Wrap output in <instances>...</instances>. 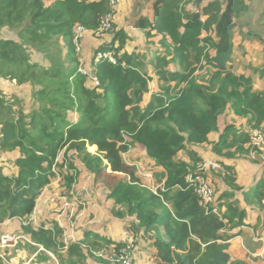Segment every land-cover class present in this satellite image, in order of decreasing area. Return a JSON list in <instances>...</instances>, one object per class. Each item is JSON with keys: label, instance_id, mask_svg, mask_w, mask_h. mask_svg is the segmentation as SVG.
Segmentation results:
<instances>
[{"label": "trees", "instance_id": "obj_1", "mask_svg": "<svg viewBox=\"0 0 264 264\" xmlns=\"http://www.w3.org/2000/svg\"><path fill=\"white\" fill-rule=\"evenodd\" d=\"M148 1L154 17L143 19L146 37H159L151 71H140L138 62L121 52L128 35L113 22V46L104 44L99 51H115L117 63L94 59L93 72L85 74L76 56L74 29L82 25L96 30L113 9L107 0H0V30L16 34L14 39L0 38V77L32 85L38 105L30 114L15 111L21 114L16 120L10 101L0 94V150L20 152L15 174L7 175L0 167V224L34 213L37 199L55 177L61 152L67 169L75 171L65 176L72 185L79 170L67 156L75 150L93 178L114 185L109 196L125 208L116 209L115 216L135 215L129 228L154 233L155 264H247L235 259L230 248L248 208L262 210L264 200L262 158L256 160L260 177L248 187L237 183L236 168V161L250 159L248 128L264 124V89H255L250 76L233 72L234 28L249 12L251 0ZM192 5L201 13H193ZM60 44L67 50V65L55 57H50L49 66L32 61L29 46ZM88 75L97 77L99 85L89 87ZM154 80L158 90L144 104ZM69 112L78 118L70 121ZM226 114L243 120H226L221 132L219 119ZM212 133L219 134L212 151L221 167L207 174L221 193L207 207L188 176L190 167L203 161L192 146L211 143ZM135 144L163 169L154 173L159 183L165 179L163 188L142 186L135 168L124 159ZM91 146L95 153L89 151ZM183 151L189 162L178 157ZM22 228L35 243L54 249L60 264H87L92 250H118L123 245L87 233L62 254L57 247L65 244L57 242L55 232L59 226Z\"/></svg>", "mask_w": 264, "mask_h": 264}, {"label": "rangeland", "instance_id": "obj_2", "mask_svg": "<svg viewBox=\"0 0 264 264\" xmlns=\"http://www.w3.org/2000/svg\"><path fill=\"white\" fill-rule=\"evenodd\" d=\"M46 1L48 3L51 2V0H46ZM136 1L137 3L139 2V4L143 7L145 12L147 11L146 1L122 0L121 2V0H118L115 6L113 22L116 24V30L123 29V31L128 35V38L126 39L125 47L121 52H126L129 55H131L133 57V60L138 62L140 71L149 72L151 71V61L155 53L156 45L152 40L146 37H145L146 43H143V41H141L140 39L132 37L131 36L132 33L126 30V24H130V22L133 21L131 17H128L129 13L132 11L131 4L135 3ZM121 3H122L121 9L124 12H125V5L127 7L126 8L127 11L124 13V15L120 11ZM118 11L120 13V16L123 18L121 21L117 18ZM138 11H140V8L138 10L134 9L133 13H137ZM145 12H141V15L144 16L145 14H149ZM136 20L137 17L135 18V21ZM132 31L134 32V29H132ZM139 31L143 32L142 29H139ZM234 34L237 43L234 52V62H233L234 74L239 75L240 72L245 74H250L253 77L252 79L254 82L255 89L257 90L264 89V79L260 78L257 70H255L256 67H260L264 65V0H251L250 10L238 20V23L234 28ZM0 38L14 39L16 38V35L14 34L13 31L9 29H2L0 30ZM113 40H114V31H111V29L108 32L102 33L100 36H96L91 31H87L86 37L80 43V50H78L76 47V56L78 57V60H80V64L82 63L80 65V69L84 70L85 67L87 70L93 71L94 65L92 58L96 50L104 44L109 45L111 43V45L113 46L112 44ZM61 44L55 47L49 46L40 49L29 46L28 51L31 55L32 61L38 62L41 65L49 66L51 64L50 57H55L58 60H62L67 65V60H69L67 57V50ZM118 45L119 42H116L114 44L115 47H117ZM150 74H152V72ZM89 78L90 76L88 75V79ZM3 80L5 81V83L0 84V94L2 93V95L8 101H10L9 104L12 105L11 114L14 113L16 120L21 114L15 111H19L20 109H23L25 114H30L32 113L33 110L38 108L37 103H35L33 99L34 89L32 85L29 84L18 85L16 84L15 81L11 82L9 80H5V79ZM87 85L91 88H94V85L93 84L91 85L88 82V80H87ZM149 89L152 93L157 91L158 83L155 80L151 81L149 83ZM146 99H147L146 101L150 99V94L146 95ZM233 116L226 114V116L223 117L224 118L228 117L226 118V120H228V122L231 123L235 122L239 124L243 120L242 118L235 119ZM77 118L78 115L76 113L69 112L68 119L70 121L76 120ZM224 121L225 120H222L221 118L219 119V125L220 126L223 125V127L221 128V132L224 130L225 127ZM252 130L254 129L248 128V133L251 134ZM258 131H260L264 135V124L262 125V128H258ZM214 137L215 136H212L213 139ZM91 147H89V151L95 153L96 148H93V146ZM192 147H197V146H192ZM200 150H201L200 153L199 151L196 152L198 153L199 156L202 157L203 160L202 165H204L206 161L207 162L214 161L215 160L214 156L217 157L214 154V152L211 151V146L208 144L203 145L200 148ZM18 156H20V152H18L17 150L15 151L0 150V167L3 169L5 174L11 175V173L13 174L16 173L15 160L17 159ZM64 156H65L64 152H61L59 158H57L56 161L58 164L56 165L55 163L56 165L54 171L55 177L53 179L55 185L53 186V188H51L52 189L51 192L57 193L56 199H59L58 198L59 196L60 197L67 196L66 199L68 200H66L65 202L76 203L75 206H71L67 210H64V207L59 210L60 215H64L67 218H69L68 225H71V223L73 222L77 223L74 224L75 225L74 231L77 233L75 237L76 240L78 241L80 238L83 239L87 233H94L95 231L101 228L105 229L106 227H108L107 224H109L110 227H112L113 229L114 220H117L119 218L115 216L114 211L116 209L125 210V208L122 205L116 204L115 199L109 196L114 185L108 186L105 184V179L96 180L95 178H93V175L87 171L84 162L74 150V151H70L67 157L69 162L74 163V165L78 168L79 171L75 177V181L72 183V185L69 186L65 176L72 173L74 174L75 171H73L72 169L70 170L67 169L66 166L67 162L65 161ZM123 156L126 162L129 163L130 165H133V168H135L134 170L136 176L139 178V182L141 183L142 186L146 187L151 191H155L156 189L159 188L158 187L159 182L157 178L154 176V173L163 171V169L162 168L159 169V167L156 165V162L151 157H149L146 152H144V147L142 145L135 144L134 146H131ZM258 156H260L261 158L263 157L262 154H257L256 159H253L250 157V153H249V157H250L249 160H242L236 163L240 167L239 181H238L240 185L242 186L249 185L250 182H252L254 177L257 175L258 170L254 171L253 170L254 167L252 165L255 164L257 166H260V163L257 162ZM210 157H213L214 159L211 160L212 158ZM216 159H218V157ZM189 160L190 159L188 158L187 160H183V161L189 162ZM262 161L264 162V158H262ZM200 164L191 166L190 170L196 171L200 166H202ZM116 177L121 178L122 175L118 174L116 175ZM164 180L165 179H163L161 182L165 183ZM217 189H216V193H217ZM62 200L63 199H59V201ZM73 208H74V214H72ZM79 214L80 215L83 214V215L77 217ZM49 220L56 223V220L51 218H44V219L42 218L41 223H47L49 222ZM122 220L119 221L120 223H118L117 226L118 228L124 226L123 228L129 230L132 234L131 240L134 245L132 252L133 255L135 256V263L150 264L149 263L150 261H155V259H153L155 257V248L153 244L155 239L153 236L154 233L152 232V234L145 235L143 229H138V231H134V229L132 230L131 228H129L131 221H135V215L132 216L126 215L124 218H122ZM254 220H256L255 217L252 218V222L250 224L251 228L253 226ZM56 226H58V224ZM56 226L54 228H56ZM63 229L64 228L59 227L55 232L57 233V237H56L57 242L59 244L60 243L65 244V247L62 248L63 250L58 247L57 249L60 250L62 254H65L67 251L66 246L74 243L75 241L73 240V238L70 239L63 238L64 235ZM58 230H60V232H58ZM150 235L152 237H150ZM110 238L114 239L115 237L113 236V234L111 235L110 233ZM239 244H240L239 240L234 241L233 246L230 249V252L232 254H235V250L239 246ZM101 249H106V248H101ZM50 250L56 256V251L54 249H50ZM99 250H92L93 255L89 254L87 256V262L89 264H111L110 261L108 260V256L103 257L94 254V252H98ZM107 250H112V249H107Z\"/></svg>", "mask_w": 264, "mask_h": 264}, {"label": "crops", "instance_id": "obj_3", "mask_svg": "<svg viewBox=\"0 0 264 264\" xmlns=\"http://www.w3.org/2000/svg\"><path fill=\"white\" fill-rule=\"evenodd\" d=\"M142 1H146V4H147L146 5V7H147L146 12L149 14H145L144 16L141 15V12H145L143 7L139 4V2L137 3V1L135 3H132L131 4L132 11L129 13L128 17H131L133 21H131L130 24H126V30L128 32L132 33L131 34L132 37L140 39L141 41H143V43H146L147 26L145 25L146 21L143 19H150V20L153 19L154 7L151 3L152 1H148V0H142ZM121 2H122V0H121ZM126 4H127V2H126ZM121 5H122V3L120 4V11L124 15V13L127 11V9H126L127 7L125 5V12H124L121 9ZM139 8H140V11H138L137 13H133L134 9L138 10ZM136 17H137V20L135 21ZM117 18L120 21L123 19L120 16L119 11H118ZM132 29H134V32L132 31ZM139 29H142L143 32L139 31ZM149 39L152 40L154 42V44L156 45L155 49L159 47V44L157 43V41L159 40V37L149 38ZM235 45L237 46L236 40H235ZM99 49L100 48H98L96 50L95 54L93 55V58H92L93 62L95 59V55L99 51ZM235 49H236V47H235ZM235 49H234V52H235ZM233 62H234V53H233ZM263 68H264V65L260 66V67H256L255 70H257L259 77L264 79V75H262V69ZM84 70H86L88 73L93 72L92 70L91 71L87 70L85 67H84ZM242 74H245V73L240 72L239 75H242ZM245 75L253 78L250 74H245ZM88 82L91 85L93 84L94 86H96V84L94 83V81L91 77L88 79ZM151 93L152 92L149 93L150 96H151ZM149 94H147V95H149ZM146 100L147 99L145 96L144 104H146V102L149 101V99H148V101H146ZM226 118H228V117H226ZM226 118L223 117L221 119L226 121ZM225 121H224V123H225ZM222 127H223V125L220 126V131H221ZM212 136H215L214 139L212 138ZM218 136H219V134H217V133H212L209 136L211 143H207V144L211 146V151H212V142L216 141ZM204 145H206V144H204ZM202 146L203 145L193 147V149H195V151H197V152L199 151V153H200L201 152L200 148ZM93 148H96V147L93 146ZM179 158L182 160H187L188 156L183 151V152L179 153ZM210 158H212L211 160H213L215 158L216 161H219L218 159H216L217 157H215V156H214V158L213 157H210ZM239 161H242V160H238V161H236V163ZM244 162H246V161H244ZM252 166L254 167L253 170L254 171L258 170V172H257V175L252 180V182H250V184L245 186V187L250 186L254 182L255 179L260 177L261 166H257L255 164H253ZM236 168H237V172H238V181H239V168H240L239 165L236 164ZM238 181H237V183H238ZM163 184H164L163 182L159 183L158 187L163 188L164 187ZM54 185H55V183L52 181V183L49 184L44 189L42 194L37 199V205L35 207L34 213L32 214V220H31L30 225L34 228H39L41 225H44L46 228L53 229L55 227V225L58 224L59 227L64 228L63 229L64 230L63 238H66V239L73 238L74 241H77L75 238L77 233L74 231L75 230L74 224H77V223L73 222V223H71V225H68L69 224V221H68L69 218H67L64 215L59 214V210L64 207V205H63V204H65L64 202L66 200H68V199H66L67 196H61V197L59 196L58 198L63 199L62 201H59V199H56L57 193L51 192V190H52L51 188H53ZM221 186L223 188V185H221ZM216 189H217V187H216ZM220 193H221V191H218V189H217V197L219 196ZM215 203H213V204H215ZM64 210H67V208L64 207ZM72 214H74V208L72 210ZM82 215L79 214L77 217H80ZM263 215H264V200H262V210L261 209L248 208V215H247V219L245 221V224L241 228L235 230L237 232V235L233 238V240L231 242V247H232L234 241H236V240L240 241L239 246L235 250V254L231 253L235 259L246 262L247 264H264V259L254 258L250 254V253H260V252L264 251V216ZM253 217H255L256 220L253 221V226L251 228L250 224L252 222ZM42 218L43 219L44 218L54 219V220H56V223H54L51 220H49V222H47V223H41ZM119 219L120 218H118L117 220H114V222H113V229H115L116 231L113 230L109 224H107L108 227H106L105 229L101 228L95 232H98V233L102 234L103 236L105 235L108 238H110V233H111V235L113 234V236L115 237L114 238L115 241H117V240L120 241L123 237L124 230H126V228H123L124 226L123 227L121 226L120 228H118L117 224L120 223L119 221L122 220V218L120 220ZM122 221H125V220H122ZM21 226H23V222L18 218L11 219L9 222L5 221L4 223L0 224V236L4 232L15 233V234L21 236V239L19 240V243L16 246H14L12 248L5 249V250L0 248V264H60L59 259L55 256V254L50 249L45 248L42 244H37L34 241H32L30 236L23 232V228ZM104 232L107 234H105ZM79 240H81V238ZM29 241H32L33 243H30ZM41 245L46 250L50 251L53 254V256L50 255L46 250L41 249ZM156 253H157V249L155 248V254ZM2 255H4V256L2 257ZM153 259H155V257ZM149 263L155 264V261H150ZM87 264H89V263L87 262Z\"/></svg>", "mask_w": 264, "mask_h": 264}, {"label": "built area", "instance_id": "obj_4", "mask_svg": "<svg viewBox=\"0 0 264 264\" xmlns=\"http://www.w3.org/2000/svg\"><path fill=\"white\" fill-rule=\"evenodd\" d=\"M109 4L112 6V11L107 13L101 18V23L100 26L93 31V34L96 36H100L104 32H108L113 23V17L115 13V6L117 4L118 0H107ZM219 1H224V0H219ZM191 11L196 14L201 13L200 7L191 6ZM87 33V30L84 26L82 25H77L74 29V42L78 50H80V43L82 40L85 38ZM107 59L112 63H117L116 59V54L115 51L113 50H105V51H98L95 55V62H99L101 60ZM82 72L85 74H88L86 70L81 69ZM90 77L93 79L94 83L96 86L99 85V80L97 77L90 75ZM5 81L1 79L0 77V84H4ZM251 139H252V145L257 148H261L264 140L262 133L258 130L253 131L251 133ZM208 166V163L206 164ZM55 171V167L53 168ZM188 179L192 182L195 191L201 198L202 202L204 205H209L214 202L215 200V192L213 187L211 186L209 180L206 178L204 172H203V167L199 168V171L197 170L196 172H190ZM157 190V189H156ZM75 202L69 203L65 202L64 207L69 209L71 206H75ZM11 219H8L7 221L9 222ZM20 220L23 222L24 225L30 224L32 220V216H30L27 219H22ZM131 232L129 230H124V234L122 239L119 241L123 243V245L118 249V250H107V249H101L98 252H94L95 255L97 256H103L106 257L108 256V260L110 261L111 264H136L135 263V256L133 255V242L131 240ZM21 239V236L15 234V233H10V232H4L0 236V248L1 249H8L16 246L19 243V240ZM30 243H33L32 241H29ZM41 249L46 250L42 245ZM50 255L53 256V254L46 250ZM4 255H2L3 257ZM262 256V254L260 255Z\"/></svg>", "mask_w": 264, "mask_h": 264}, {"label": "bare ground", "instance_id": "obj_5", "mask_svg": "<svg viewBox=\"0 0 264 264\" xmlns=\"http://www.w3.org/2000/svg\"><path fill=\"white\" fill-rule=\"evenodd\" d=\"M256 130H258V129H254V130H252L251 131V133L253 132V131H256ZM262 136H263V140H264V135L262 134ZM248 148H249V153H250V157L251 158H253V159H256V155L257 154H262L263 155V157L262 158H264V142H263V144H262V146H261V148H257V147H254L253 145H252V139H251V134H250V140H249V142L247 143V145H246ZM208 163V166H206V164ZM203 163H201L200 165H202ZM200 167H203V172H204V174H205V176H206V178L209 180V182H210V184H211V181H210V179H209V176H208V174H207V171L208 170H211V169H213V170H218L220 167H221V164H220V162L219 161H216V160H214V161H210V162H205V164L204 165H202V166H200ZM199 167V168H200ZM199 168L197 169L198 171H199ZM196 170V171H197ZM196 171H191V172H196ZM189 180V179H188ZM190 181V180H189ZM192 183V182H191ZM193 185V184H192ZM211 186L213 187V189H214V192H215V200H214V202L213 203H215L216 202V199H217V193H216V190H215V187L211 184ZM193 188H194V186H193ZM194 190H195V188H194ZM196 192V191H195ZM197 193V192H196ZM199 196V195H198ZM201 199V198H200ZM202 201V200H201ZM203 203V202H202ZM213 203H211V204H209V205H205V206H207V207H209L210 205H212ZM251 254V256H253L254 258H258V259H264V251H262V252H260V253H250ZM262 254V256H260Z\"/></svg>", "mask_w": 264, "mask_h": 264}]
</instances>
